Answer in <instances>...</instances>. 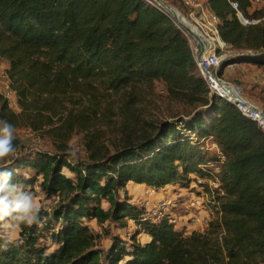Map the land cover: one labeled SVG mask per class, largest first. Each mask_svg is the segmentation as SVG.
I'll list each match as a JSON object with an SVG mask.
<instances>
[{"label": "trees", "instance_id": "trees-1", "mask_svg": "<svg viewBox=\"0 0 264 264\" xmlns=\"http://www.w3.org/2000/svg\"><path fill=\"white\" fill-rule=\"evenodd\" d=\"M206 3L227 50L241 54L234 61L264 73V4ZM0 61L22 106L17 111L0 93V120L15 131L61 122L60 98L69 93L86 95L92 108L107 96H127L122 105L131 110L141 89L160 82L181 109L147 121L139 135L126 129L114 152L87 147L84 161L57 146L24 151L14 135L15 152L0 168L29 191L38 186L52 203L14 238L0 222V264H264V127L210 92L188 38L154 1L0 0ZM37 112L49 114L34 121ZM61 123L54 135L86 130L89 112L79 121L66 113ZM201 139L216 144L223 160ZM197 176L218 178L223 192L219 215L204 229L145 218L127 193L130 183L182 188ZM131 222L138 228L126 239ZM140 233L149 241L140 243Z\"/></svg>", "mask_w": 264, "mask_h": 264}, {"label": "rangeland", "instance_id": "rangeland-1", "mask_svg": "<svg viewBox=\"0 0 264 264\" xmlns=\"http://www.w3.org/2000/svg\"><path fill=\"white\" fill-rule=\"evenodd\" d=\"M177 6H174L178 12L183 15V8L179 5L178 0ZM264 4V0H257L253 5L257 7L258 5ZM184 16V15H183ZM245 66H239L237 70L233 71L231 69L225 68L221 69L219 76L228 84V86L238 87V90L245 94V99L255 107L259 108L264 104V87L258 82L259 75L261 71H257L250 67L247 63ZM5 63L0 61V93L8 95L10 92L6 79L4 78ZM250 71L251 76H245V72ZM3 80V81H2ZM141 96L139 98L141 101L134 106L131 110H126L122 105L124 99L127 96L123 95H113L107 96L105 101H100L92 108L90 99L84 95L77 94H67L60 98L61 106L57 112L60 115V119L64 118L67 113H73L76 117V121L89 112L90 124L88 129L83 130L81 128H74L69 131L60 130L59 135H54V127H60L62 124L56 121L53 126H46L42 129H37V124L26 126L22 124L18 127V131H15L14 135L17 136L25 144L24 151L30 152L34 148H39L47 151L55 150V147L64 148L72 157L80 161H84L88 152L87 147L91 150L108 149L110 152H114L120 145L121 139L125 136L127 132H136L135 135H139L142 130L147 129L148 125L146 122L157 123L161 120H165L174 116L175 113L179 112L181 109L177 105L171 103L167 98L164 86L160 82H155L154 86L149 89H141ZM253 102V103H252ZM90 109H93L90 111ZM49 113L37 112L36 114H31L30 118L34 121L36 117H44ZM53 118L52 114H50ZM23 116H21L22 118ZM56 118H54L55 120ZM76 124H74L75 126ZM125 125V126H124ZM127 125V126H126ZM125 127V129H124ZM25 129H29L30 133L26 134ZM11 159L9 157L0 160L1 163H6ZM129 186V185H128ZM165 188V187H164ZM172 190V189H169ZM34 194L35 199L39 202L41 207H48L52 203V199L48 198L39 188L31 190ZM127 193L131 197V203L139 205L144 196V188L131 185L127 187ZM162 195H155V198H159ZM106 205V204H105ZM180 223L176 227L178 229H185V223H188L187 215H180ZM128 231L125 234L129 235L137 230L135 223L131 222ZM98 229V228H97ZM198 229V228H197ZM8 234L14 238L17 234L16 231H10L6 229ZM122 235V234H121ZM137 239L140 243H144L146 240V235L140 233L137 235ZM109 242L105 241V246Z\"/></svg>", "mask_w": 264, "mask_h": 264}, {"label": "built area", "instance_id": "built-area-1", "mask_svg": "<svg viewBox=\"0 0 264 264\" xmlns=\"http://www.w3.org/2000/svg\"><path fill=\"white\" fill-rule=\"evenodd\" d=\"M250 1L252 4L257 2V0ZM179 2L184 11L183 18L197 33L203 43L204 51L201 61H198V48L194 40L179 27L180 31L188 38L198 75L206 82L211 93L230 101L226 91L219 85V81H221L228 86L219 76V72L225 68L233 71L237 70L240 63L234 61V59L241 54L239 55L238 52L227 50V46L219 32V18L209 10L206 0H179ZM232 7L237 10V3H232ZM238 17L244 23L240 12H238ZM245 22L247 23V21ZM257 22L259 20L253 21V23ZM245 76L250 77L251 72L246 71ZM4 78H7V75H4ZM258 82L264 87V73L259 75ZM228 87L234 88L232 86ZM9 90L8 95H3L9 98L17 111L22 110V106L18 103L15 93L10 88ZM242 111L244 112V110ZM245 114L258 121L264 127V122L257 115ZM25 133L29 134V129H25ZM203 141L205 139H201V142ZM205 142L208 152L217 155L222 161L223 157L220 155L217 145L211 140H206ZM214 170L216 172L219 170L217 165ZM35 188L38 189L39 187L35 186ZM143 188L144 196L140 202V207L144 211L145 218L154 221L167 219L176 226V224L180 223V215H187L189 218L188 223H185L184 226L190 225L194 229H204L216 215H219L220 196L223 192L218 178L197 176L187 186L182 188L172 186H166L160 190L146 186ZM155 195L162 196L155 198Z\"/></svg>", "mask_w": 264, "mask_h": 264}, {"label": "clouds", "instance_id": "clouds-1", "mask_svg": "<svg viewBox=\"0 0 264 264\" xmlns=\"http://www.w3.org/2000/svg\"><path fill=\"white\" fill-rule=\"evenodd\" d=\"M14 126L0 120V160L15 152ZM41 206L34 194L21 183L13 182V173L0 168V222L10 231L20 229V225L31 226L38 219Z\"/></svg>", "mask_w": 264, "mask_h": 264}, {"label": "water", "instance_id": "water-1", "mask_svg": "<svg viewBox=\"0 0 264 264\" xmlns=\"http://www.w3.org/2000/svg\"><path fill=\"white\" fill-rule=\"evenodd\" d=\"M152 1H154L173 20V22L178 27L182 28L185 32H187L188 35L190 36V38H192L194 40V42L198 48L197 59H198V61H201L202 53L204 51V47H203V43L200 40L197 33H195V31L192 29V27L187 23V21L185 19H184L185 21H182L178 17V14H177L178 10L174 6L167 4L163 0H152ZM242 19H243L244 23H246L244 18H242ZM219 85L222 87V89H224L226 91L227 95L230 98V101L237 104L238 107L241 110H244L245 113L250 114V115H252V114L257 115L260 118V120L264 122V112L261 111L260 109H258L257 107H255L254 105L250 104L245 99V94H243L242 97L238 96L236 93V91L238 90V87H235L232 89L221 81H219Z\"/></svg>", "mask_w": 264, "mask_h": 264}, {"label": "crops", "instance_id": "crops-1", "mask_svg": "<svg viewBox=\"0 0 264 264\" xmlns=\"http://www.w3.org/2000/svg\"><path fill=\"white\" fill-rule=\"evenodd\" d=\"M240 65H241V66H245V64H242V63H241ZM240 65H239V66H240ZM6 66H7V65H6V63H5V68H6ZM250 67H251V66H250ZM252 68L255 69L254 67H252ZM255 70H256V69H255ZM257 71H258V70H257ZM4 75H6L5 70H4ZM5 79H6L7 86H8V80H7V78H5ZM2 81H3V80H2ZM131 185H137V186H140V187H144V185H138V184H134V183H130V184H129V186H131ZM129 186H128V188H129ZM132 226H133V225H130L131 228H132ZM136 226H137V225H136ZM137 228H138V226H137ZM186 230H187V231H191V230H196V229L192 228L190 225H188V226L186 225ZM149 239H150V237H149V236H146V240L149 241Z\"/></svg>", "mask_w": 264, "mask_h": 264}, {"label": "bare ground", "instance_id": "bare-ground-1", "mask_svg": "<svg viewBox=\"0 0 264 264\" xmlns=\"http://www.w3.org/2000/svg\"><path fill=\"white\" fill-rule=\"evenodd\" d=\"M177 14H178V17H179L182 21H185L184 18H183V16H182L178 11H177ZM187 23H188V22H187ZM225 87H226V86H225ZM226 88H227V87H226ZM236 93H237L238 96H241V97H242L243 94H244V93H243L242 91H240V90H237Z\"/></svg>", "mask_w": 264, "mask_h": 264}]
</instances>
